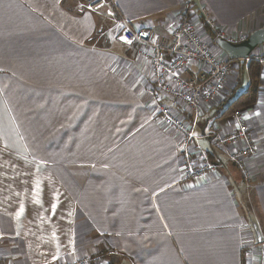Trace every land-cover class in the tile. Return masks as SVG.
<instances>
[{
    "label": "crops",
    "instance_id": "1",
    "mask_svg": "<svg viewBox=\"0 0 264 264\" xmlns=\"http://www.w3.org/2000/svg\"><path fill=\"white\" fill-rule=\"evenodd\" d=\"M188 1L203 39V22L232 42L264 26V0ZM112 2L133 25L166 34L184 0ZM103 11L111 15L112 5ZM118 30L68 0H0V264H71L107 251L110 264L260 263L264 62L231 60L214 46L231 71L221 95L201 105L195 131L212 121L234 131L223 113L252 68L255 101L241 109L258 148L253 180L243 182L212 145V171L182 181L181 137L157 118L150 67ZM251 53L264 58V44ZM165 102L186 116L183 104Z\"/></svg>",
    "mask_w": 264,
    "mask_h": 264
},
{
    "label": "built area",
    "instance_id": "2",
    "mask_svg": "<svg viewBox=\"0 0 264 264\" xmlns=\"http://www.w3.org/2000/svg\"><path fill=\"white\" fill-rule=\"evenodd\" d=\"M68 1L75 10L93 12L119 27L116 35L118 41L136 47L138 54L149 65V103L154 107L159 121L181 137L182 181L201 179L213 169L208 151L196 144L199 139H207L210 144L224 149L243 182L249 183L253 180L249 162L257 157L258 148L249 135L243 109H235L231 113L235 123L234 131L226 134L212 121L205 124L200 134L195 133L201 117V105L221 95L231 71V60L219 59L213 48L199 34L196 25L189 20L188 0H184L180 9L179 23L166 34H159L150 26L133 25L112 0ZM107 4L113 7L111 15H106L103 11ZM208 25L213 28V25ZM216 32L218 37H223L221 32ZM121 37H126L130 43ZM246 59L264 62L262 56L252 53ZM193 64L197 65L199 70L189 73ZM166 100L183 104L186 116L176 115ZM111 254L112 252L108 251L103 255L75 260L71 264L103 263L106 261L104 256L109 257Z\"/></svg>",
    "mask_w": 264,
    "mask_h": 264
},
{
    "label": "water",
    "instance_id": "3",
    "mask_svg": "<svg viewBox=\"0 0 264 264\" xmlns=\"http://www.w3.org/2000/svg\"><path fill=\"white\" fill-rule=\"evenodd\" d=\"M213 42L227 54L229 59H246L256 47L264 44V26L253 30L246 38L238 42H232L223 37H216ZM260 250V264H264V243L260 244Z\"/></svg>",
    "mask_w": 264,
    "mask_h": 264
},
{
    "label": "trees",
    "instance_id": "4",
    "mask_svg": "<svg viewBox=\"0 0 264 264\" xmlns=\"http://www.w3.org/2000/svg\"><path fill=\"white\" fill-rule=\"evenodd\" d=\"M203 25L205 26V30L207 31L209 37L213 38L212 40L218 37L217 32L214 28L210 27L205 22H203ZM250 76H251V82L247 86L246 90L240 95L239 100L232 101V103L229 105L227 110L224 111L223 114L232 113L233 110L249 105L255 101L258 86L255 78L256 74L252 68L250 71Z\"/></svg>",
    "mask_w": 264,
    "mask_h": 264
},
{
    "label": "rangeland",
    "instance_id": "5",
    "mask_svg": "<svg viewBox=\"0 0 264 264\" xmlns=\"http://www.w3.org/2000/svg\"><path fill=\"white\" fill-rule=\"evenodd\" d=\"M106 21H108V20H106ZM200 28V27H199ZM213 38H206V39H204L205 41H207L208 43H209V45H210V47L211 48H214V46H216L215 44H214V42H213V40H212ZM130 48H129V50L132 52V53H134V54H137V55H139L137 52H138V49L136 48V47H134V46H129ZM196 144H197V142H196ZM197 145H200V147L201 148H203L204 150H211V149H215V150H217L216 149V147H214V146H212V144L210 145V143H209V141L208 140H201ZM223 163L224 164H226V160L225 159H223ZM233 181H235V183H237V185L236 184H234V183H232L233 184V186H234V191H235V193L237 194V197H238V195H239V190H238V186L240 185V179L239 178H237V177H235V180L233 179ZM108 252V251H107ZM106 253V252H105ZM112 254H115V252H112ZM110 255L109 257H106V256H104V258L106 259V261H104L103 263L102 262H100V263H98V264H110V261L112 260V258H113V256L114 255ZM99 255H101V254H99ZM103 255V254H102ZM109 259V260H108ZM258 264H260V263H258Z\"/></svg>",
    "mask_w": 264,
    "mask_h": 264
},
{
    "label": "snow or ice",
    "instance_id": "6",
    "mask_svg": "<svg viewBox=\"0 0 264 264\" xmlns=\"http://www.w3.org/2000/svg\"><path fill=\"white\" fill-rule=\"evenodd\" d=\"M121 39L122 40H125L126 42H129L130 43V41H127V38L126 37H121Z\"/></svg>",
    "mask_w": 264,
    "mask_h": 264
}]
</instances>
